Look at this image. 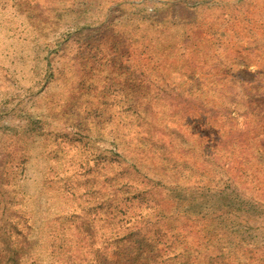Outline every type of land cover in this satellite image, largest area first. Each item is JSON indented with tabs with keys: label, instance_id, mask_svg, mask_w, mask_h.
I'll list each match as a JSON object with an SVG mask.
<instances>
[{
	"label": "rangeland",
	"instance_id": "1",
	"mask_svg": "<svg viewBox=\"0 0 264 264\" xmlns=\"http://www.w3.org/2000/svg\"><path fill=\"white\" fill-rule=\"evenodd\" d=\"M0 176V207L47 221L0 243L1 263H124L137 229L44 227L156 185L143 231L178 239L166 255L264 264V0H0ZM132 202L124 220L152 205ZM228 206L255 220L222 221Z\"/></svg>",
	"mask_w": 264,
	"mask_h": 264
},
{
	"label": "trees",
	"instance_id": "2",
	"mask_svg": "<svg viewBox=\"0 0 264 264\" xmlns=\"http://www.w3.org/2000/svg\"><path fill=\"white\" fill-rule=\"evenodd\" d=\"M116 158L117 160H114L112 162H115L117 165L121 164L125 169L126 167L128 168L132 166L122 163L123 157L121 153H118L116 155ZM3 164H5V160L2 161L1 165L3 166ZM23 170L24 169L22 167L21 172ZM135 172L136 171L133 172V170L131 172V175H133V178H131L132 180H138V178L134 176ZM1 178L2 177L0 176V194L4 195V192L8 193L11 190H9V186L7 187V185H9L7 184L8 180ZM157 184H159V182ZM155 186L156 185L136 188L133 185L131 186V188L133 189L132 197L127 198L124 197V194H129L130 191L125 190L124 192H121V185L110 188L107 192H105L104 190V195L108 197L113 196L114 198L117 197L118 199L112 201L105 198L102 206L99 207V209L101 210H98V208L88 209L86 206V210H83L84 215L78 216L77 214L75 218L73 214L76 213L75 209H70L69 214H55L53 215V218L58 221V225L55 226V229H52V225L45 226L44 229L47 230L46 232L48 234H51L53 237H59L60 234H63V232H65V230L72 228L74 229V231L72 232L73 235L93 239L96 236V232L98 230V227H94V224L97 223V221L100 220L104 223H112L115 220V222L120 225L119 228L124 229L125 227L127 233L134 234L135 231H131V229H137L136 233H139V236L131 239L132 243L135 242L133 245H131L133 252L130 253L125 262L118 263L117 261H115L114 264H196L195 257H188L186 255V249L183 246L180 248V252H178L177 254H173L172 256H168L164 253V250L166 249L175 250L176 248H178L180 244V242H178V239H176L175 242H169V244L166 246H158L157 244H160L159 240L163 234L157 231L149 235V233L143 231V227L147 225L146 219L148 217H151V215H153L157 211L164 209L163 204H161L164 196H160V190H157L158 188ZM164 193L166 195L165 197L167 198L173 197V193L170 191H166ZM70 195L74 196V194ZM133 200H135V204L138 207H142L141 204H143L144 202H150L152 203V205L149 206L146 203L143 209H147V212H140V215H137V218L134 217L124 220V216H126L129 212V207L134 205L132 202ZM236 202L241 204L243 200L238 195H236ZM154 203L156 206H153ZM88 206L91 207L90 204H88ZM134 207L135 206H133V209ZM228 207L229 211L225 213L226 216L222 218V221L226 222L235 215H238V217L240 215L242 222L245 224H250L251 221L255 220V217L253 218V220L247 217V210H238L237 208H233V206ZM34 212V218L32 219V222H30L28 220V217L25 216V210L20 212L19 208H11L9 205L0 207V243L8 241L11 236L17 234L22 236L24 240L29 243L30 241H32L33 237H36L39 233H41V231L43 230L42 225H46L47 221H42L41 210L39 209V207L36 208ZM125 223L130 224L128 225ZM18 225H20L21 230L17 228L19 227ZM176 242L178 244L177 247L175 244ZM185 247L187 248V246ZM5 251L6 250L4 248L0 247V254L4 253ZM221 254L222 256L219 257L217 255H213L212 253H208L207 260H221V264H231L228 260H225V251L223 249L221 250ZM14 262L12 264H16ZM0 264L4 263L0 262Z\"/></svg>",
	"mask_w": 264,
	"mask_h": 264
},
{
	"label": "clouds",
	"instance_id": "3",
	"mask_svg": "<svg viewBox=\"0 0 264 264\" xmlns=\"http://www.w3.org/2000/svg\"><path fill=\"white\" fill-rule=\"evenodd\" d=\"M251 71H255V69H250Z\"/></svg>",
	"mask_w": 264,
	"mask_h": 264
}]
</instances>
